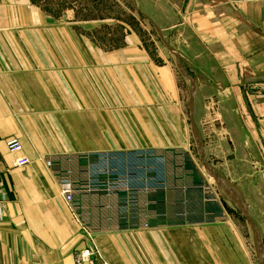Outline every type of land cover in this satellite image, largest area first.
<instances>
[{"label":"crops","instance_id":"1","mask_svg":"<svg viewBox=\"0 0 264 264\" xmlns=\"http://www.w3.org/2000/svg\"><path fill=\"white\" fill-rule=\"evenodd\" d=\"M76 2L0 0V264H75L77 215L109 264H264V0H126L149 46ZM143 148L174 156L166 192L156 160L91 154Z\"/></svg>","mask_w":264,"mask_h":264},{"label":"rangeland","instance_id":"2","mask_svg":"<svg viewBox=\"0 0 264 264\" xmlns=\"http://www.w3.org/2000/svg\"><path fill=\"white\" fill-rule=\"evenodd\" d=\"M67 1L73 2L74 0H67ZM76 1H77L76 2L77 7L75 8L76 14L78 12V14H80L81 16H89L92 18L93 17L94 18L95 17H102V16L105 17V16L109 15V16H114L117 18L123 17L126 20L129 19L128 21L131 22L133 29L135 31L138 30V32L142 36V39L145 40V42H147L148 46L153 45V41H151V39L155 36V33H154L152 26L146 20L142 19L139 15H137V13H135L131 8H129V10L127 12L128 8H127L126 0H119V1L118 0H76ZM92 6H94V7H92ZM83 9H84V11H81ZM69 10L70 9L67 8V13L73 12V11L70 12ZM127 16H129L130 18L127 19L126 18ZM154 41H156L155 38H154ZM88 123H89V121L87 120L86 125H88ZM113 126L115 129L120 128L121 124L117 118H115L113 120ZM96 137H97V139L101 138L100 136H96ZM91 154H96L98 156L99 160L105 159V158H110L111 157L110 155H112V154H113V158L117 159V160H122V158H124V160H140V159H143L146 161L147 160H156L157 162L155 163V165H153V166H156V169H153V167H150V166L148 167V165L142 168L145 172V175H143V176L149 177L148 172L156 170L157 176H159V178H161L160 180H161L162 187H163L162 190H164L165 192L168 190L167 188L170 185L172 172L174 171V173H175V168H173V165H171V164H173V162H171V160L174 159V156H172L171 153H169V152L166 153L165 151L159 152L158 150H154L151 148H143V150H138V151L137 150H126V151H121V150L116 151L115 150L113 152H111V151L92 152ZM38 159H41V160L44 159L43 160L44 162L48 160L47 157L43 158L41 156H38ZM47 163H48V161H47ZM136 164H137L136 162L132 163L130 174L134 173V171L136 169ZM92 166H94V163L90 165L89 172H90ZM202 168L203 167H200L201 170H202ZM181 169L184 172V174H186V167H182ZM97 170L98 169L95 168V166H94V171H91L90 174H92V175L96 174ZM118 170L120 171V168H118ZM119 174L122 175L121 172H119ZM207 179L210 180V182H213L212 186H216L215 181L210 176L209 177L207 176ZM90 184L92 185L91 182H90ZM90 184H89V186H90ZM165 194L167 195V193H165ZM77 220L82 223V226H81L82 232L85 235V239L87 241L86 247L87 248L88 247L94 248L95 250L97 248V252L94 255V258L96 259L97 264H109L107 262V260L104 258L102 250L99 247V244L97 243V241L95 239V232L93 231V229L89 226V224H85L87 222H85L84 219L80 218L78 215H77ZM87 233H90L89 235H91V237L88 236ZM252 233L254 234V232H252ZM258 233L260 234L259 231H258ZM260 237H261V235H260ZM85 248H83V249H85Z\"/></svg>","mask_w":264,"mask_h":264},{"label":"built area","instance_id":"3","mask_svg":"<svg viewBox=\"0 0 264 264\" xmlns=\"http://www.w3.org/2000/svg\"><path fill=\"white\" fill-rule=\"evenodd\" d=\"M7 147L10 152L21 154L23 151L22 143L17 138H10L7 141ZM31 163V160L24 155H20L15 165L17 167H23ZM49 164L51 162H48ZM62 194L67 202H71L73 200V188L69 182L62 183L61 186ZM6 201V192L4 190L3 184L0 180V210H2L4 203ZM88 236L90 233H87ZM97 252L94 248L86 247L75 254V264H97L96 259L94 258L95 253Z\"/></svg>","mask_w":264,"mask_h":264},{"label":"water","instance_id":"4","mask_svg":"<svg viewBox=\"0 0 264 264\" xmlns=\"http://www.w3.org/2000/svg\"><path fill=\"white\" fill-rule=\"evenodd\" d=\"M137 8V7H136ZM154 25L156 26V24L154 23ZM160 36H161V39L163 40V42L165 43V45L172 51L174 52L175 54L176 53V50L172 47V45L170 44V42L165 38V36L163 35L161 29H159L157 26H156ZM243 214L244 211H243ZM246 216V215H245ZM247 217V216H246ZM247 220L251 226V228L253 229V232L255 234V237L257 238V241H258V244H259V248L261 250V252L264 254V245H263V241L261 240V237H260V234L258 233L257 229L255 228L254 224L252 223V221L247 217Z\"/></svg>","mask_w":264,"mask_h":264}]
</instances>
